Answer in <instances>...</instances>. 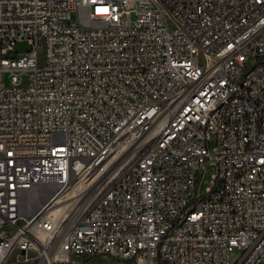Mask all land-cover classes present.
<instances>
[{"label": "built area", "instance_id": "built-area-1", "mask_svg": "<svg viewBox=\"0 0 264 264\" xmlns=\"http://www.w3.org/2000/svg\"><path fill=\"white\" fill-rule=\"evenodd\" d=\"M0 264H264V0H0Z\"/></svg>", "mask_w": 264, "mask_h": 264}, {"label": "rangeland", "instance_id": "rangeland-1", "mask_svg": "<svg viewBox=\"0 0 264 264\" xmlns=\"http://www.w3.org/2000/svg\"><path fill=\"white\" fill-rule=\"evenodd\" d=\"M31 48H32V45L29 43L28 40L18 41L12 46L11 49L8 50L5 57L17 58L21 54H23L24 52L30 50ZM211 145L213 146L214 143H212ZM214 172H215L214 168L210 167L204 173V176H203V179L201 182V186H200V193L201 194L206 193L207 187H209L211 184V180L213 178ZM242 254H243V250L241 248L235 247L230 254L231 262L234 263V262L238 261L240 259V257L242 256ZM106 261H109V260H106Z\"/></svg>", "mask_w": 264, "mask_h": 264}]
</instances>
